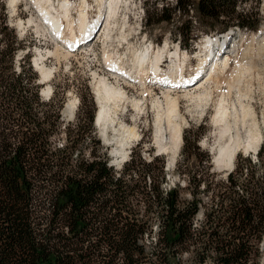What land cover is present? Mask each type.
<instances>
[{"label":"trees","instance_id":"16d2710c","mask_svg":"<svg viewBox=\"0 0 264 264\" xmlns=\"http://www.w3.org/2000/svg\"><path fill=\"white\" fill-rule=\"evenodd\" d=\"M246 1L197 0L195 12L212 26L206 31H254L259 0L240 10ZM191 8L189 0H176L174 11L185 15ZM194 37L186 34L181 47L189 48ZM30 44L10 27L0 0V264L258 263L264 243L263 144L254 158L238 153L221 181L208 155L195 145L188 152L184 133L186 199L178 184L162 187L163 159L134 154L116 170L107 153L96 150L90 115L87 132L67 125L58 143L62 106L41 101L28 54L16 60ZM83 138L96 149L85 154Z\"/></svg>","mask_w":264,"mask_h":264},{"label":"rangeland","instance_id":"374dc122","mask_svg":"<svg viewBox=\"0 0 264 264\" xmlns=\"http://www.w3.org/2000/svg\"><path fill=\"white\" fill-rule=\"evenodd\" d=\"M10 1L4 0L7 21L10 27L14 29L20 40L31 42L25 50L20 52L21 54L17 55L16 60L18 61L28 54L32 66L35 56L41 55L43 56L41 66L45 71L51 73L48 84L42 85L39 83L40 78H42L40 73L38 74L33 69L38 78L39 95L46 85L51 87V95L48 97L42 93L43 95H40L41 101L46 103L51 99L50 101L53 104L51 107L54 105L62 106L58 120V127L60 128V133L57 136L59 137L58 143H63L65 139L64 130L67 125H79L82 133L87 132V118L90 115L93 117V136L99 141V146L96 149L92 143L83 138L80 142L81 147L85 149V154H88L90 148H95L98 151L100 147L102 152L107 153L108 165L113 166L116 170L121 168L125 158L123 159L122 154H113L114 150L127 149L128 151L123 150L128 153L127 159H130L131 155L134 154H138L147 161L153 157L163 159L166 183L162 187L168 189L174 184H178L182 188L181 196L185 199L188 195L183 192V187L186 184L182 174L185 156L183 154L184 133L187 137L186 147L188 152L194 151L195 145L200 152L208 155L210 157L211 172L216 175L215 180L221 181L225 180L226 173L230 169H220L215 160L220 157V149L225 145L227 146L230 139L235 137V132L241 133V142L239 141V143L243 144L239 146V143L237 144V152L241 153L242 156L251 155L252 158L255 157L252 149L246 150L244 148L246 146L244 140L246 141L248 130L255 129L252 132L258 134L261 145H264V0H259L258 5L253 9L259 20V26L256 30L251 31L232 27L221 34L222 37H219L221 35L214 31H206L207 28L211 29L212 26L206 22L201 23L199 20L195 12L197 0H189L192 8L185 15L182 12L174 11L176 0H123V4L118 10L116 22L111 24L109 39L105 40L103 30L105 21H103L96 36L92 38V45L90 46V43L85 42V40L74 51H69L68 46L54 35V32L48 27L49 25L38 13L32 0H16L13 3L14 5L11 4V6ZM70 1L74 36L78 37L81 34L78 27H76L80 11L78 8L79 0ZM88 2L87 22L91 26L92 22L97 19L98 14L95 1L88 0ZM248 4H250L249 0L242 3L239 9L247 11ZM162 7L167 10L160 15L158 13H160ZM162 18H170V20L156 23V20ZM19 21L22 22V26L16 29L15 26ZM89 25L84 32L88 30ZM63 26H65V22H63ZM231 30L233 33L229 35L228 32ZM189 32H192L195 37L193 40L188 41L191 46L184 49L181 44L186 42V34H189ZM214 39L218 42H225V44L231 42V52H228V56L225 57L223 62L224 56L222 58L219 56L223 54H217L220 58L219 63H216L219 72L214 73L213 81L205 85V92H208L209 96H204L205 99L201 97L202 99L196 100L184 97L187 91L190 94H197L199 85L188 88H174L167 92L171 98L177 99L178 112L173 119V123L178 124L182 131V143L176 153L172 155L169 134H166L163 148H160L157 144L156 137L157 112L160 111V115H163L167 105L165 95L168 89L164 87L165 84L154 79L152 72L149 71L145 84L126 81L122 75L119 76L118 80L106 71L104 57L106 54H110L116 61L121 57L127 64L130 63L136 51L139 53V51L149 49L148 46L151 44L154 51L162 48L166 52L162 58L164 62L161 61L162 75L167 76L166 74L171 71V66L175 63L177 66L179 65L181 72L183 70V75L188 77L196 72V65L200 57L212 55V53L215 56L214 52L210 54L212 49L202 46L204 40L213 41ZM175 46L180 47L179 60L174 57L176 53ZM183 61H185V65ZM224 62L225 67L223 66ZM212 65L207 61L204 72H210L213 68ZM183 66L185 67L183 68ZM16 69H18L17 64ZM203 74L198 78V75L195 74L193 84L202 77L209 75ZM100 77L112 83L115 88L123 89L125 92V103L120 102L116 107V114L119 119L117 123L121 121L120 123L127 128H133L136 138H131L126 144L123 143L124 145L120 144L121 136L116 131L119 128L118 126L115 129H108L105 138L102 136L99 127L95 126L98 108L94 97V88ZM203 92L201 90V93ZM221 100L229 110V117H232L231 119L228 118V126H231L232 130L229 127V133L224 137H220L219 128L213 123L217 105ZM69 101L76 103V110L72 117L64 113L65 105ZM136 101H139V110L133 108L131 104ZM156 103L159 104L160 110L156 109ZM51 107L50 110H52ZM45 109L48 110L49 107L45 106ZM246 110L249 113L245 114ZM235 127H237L236 130ZM198 133H201L199 138L193 140V136ZM196 162L195 158H190V168H194ZM259 252L260 257L257 264H264V243H260Z\"/></svg>","mask_w":264,"mask_h":264},{"label":"bare ground","instance_id":"6f19581e","mask_svg":"<svg viewBox=\"0 0 264 264\" xmlns=\"http://www.w3.org/2000/svg\"><path fill=\"white\" fill-rule=\"evenodd\" d=\"M16 0L10 1V6L13 4ZM35 4V7L40 14V16L45 20V22L49 25L48 27L54 32V35L58 37L61 42H64L65 45L68 46L69 51H74L76 48L78 49L81 44L85 40H87L90 36L94 35L92 38H94L99 31L100 26L102 25L103 21H105V27H104V37L105 40L109 39L110 32H111V24L116 22V17L118 15V10L123 4V0H94L96 4L97 9V19L94 20L91 24V26L87 22V11L89 8V2L88 0H79L78 8H79V15L77 20L78 30L80 36L78 37L74 36V28L72 24V18H71V1L70 0H32ZM56 4V6H55ZM14 5V4H13ZM87 10V11H86ZM63 22H65V26H63ZM113 22V23H112ZM90 26L86 32H84L87 28V26ZM22 26V22L19 21L15 28H19ZM96 28V29H95ZM77 30V29H76ZM77 32V31H76ZM78 33V34H79ZM229 33V32H228ZM77 35V34H76ZM230 35V33H229ZM219 37H222L219 36ZM92 39L89 41L91 42ZM111 41V40H110ZM220 41V40H219ZM219 43V44H218ZM225 42H218V40L214 39L212 40H204L202 43L205 48L212 49L210 54L215 51V49L218 51L219 49L223 48ZM229 43V41H228ZM231 43V42H230ZM229 43V44H230ZM229 44L226 43L225 49L229 48ZM231 50V48H230ZM134 54L132 59L130 60V63H127L123 61V59L120 57L118 58V61L114 60L110 54H106L104 57V62L106 66V71L110 73L114 78L118 79L119 76H123L126 81H135L142 84H145L147 79L148 71L153 75L154 79H157L159 82L165 84L166 90V108L165 111H163V115H160V111L157 112V119H156V137H157V144L160 146V148H163V142L166 140V134H169V140H170V150H172V155L176 153V151L179 149L181 143H182V131L181 128L173 123V119L175 116H177V99H173L169 96L167 92L171 91L174 88H188L191 86H197L199 85L198 93L197 94H190L187 91V94L184 95V97H190L196 99H202L204 96H207L208 92H205V85H207L209 82L213 81V74L218 73L219 69L216 67V63H219V56L221 58L224 56H228V52H223V55L217 56L218 53H215V56L209 55L208 58L206 55H203L198 60L197 70L194 74L191 76L186 77L183 75V70L181 72V69H179V65L177 66L175 63L171 66V71L165 75H162L161 73V61L162 58L165 56L166 53L164 49L160 48L157 49V51H154L152 49L151 51L149 49L139 51V53ZM21 54V53H20ZM209 54V53H208ZM217 56V58H216ZM223 58L222 62L225 60V57ZM39 57V58H38ZM35 56L33 59L35 71L40 75L42 78H40V84L45 85L48 84L49 78L51 76V73L45 71L43 67L41 66V58L43 56ZM175 58H178L179 55L177 53L174 54ZM199 57V56H198ZM207 58V59H206ZM216 58V59H213ZM212 60V61H211ZM41 61V62H40ZM207 61L210 62V64H213L211 67V71L204 72V69L206 68ZM183 64L185 65V61H183ZM225 62L223 63V66L225 67ZM128 66V67H127ZM129 71H128V69ZM178 67V68H177ZM185 66H183L184 68ZM126 68V69H125ZM170 68V67H169ZM208 70V68H207ZM209 74L208 76L202 77L198 82L196 81L193 84V80L195 77V74L197 78L202 74ZM179 74V75H178ZM203 74V75H204ZM110 75V76H111ZM178 75V76H176ZM119 80V79H118ZM169 80V81H168ZM193 84V85H192ZM201 90L203 93H201ZM49 92L52 93L51 87L49 85H46L44 89H42V92L44 95L46 94L48 96ZM200 93V94H199ZM125 92L123 89H117L115 88L112 83H109L104 78H99L96 82L95 88H94V97L96 99V105H97V113L95 117V126L99 127L102 136L106 137V131L108 129H115L117 126L119 127L118 131L121 136L120 144L124 145L123 143H127L128 140L131 138H136V134L134 133V129L127 128L126 126L122 125L117 117V104L120 102H124L125 98ZM183 96V95H182ZM209 96V95H208ZM127 99V98H126ZM205 99V98H204ZM208 102V98L206 99ZM200 101V100H199ZM125 103V102H124ZM113 107H111L112 105ZM133 108L136 110L140 109L139 101L132 102L131 103ZM156 109H159V104L156 103ZM76 110V103L73 101H69L65 105L64 113L68 115L69 117H72L74 114V111ZM160 110V109H159ZM162 110V109H161ZM162 112V111H161ZM243 113V112H242ZM245 114L249 113L247 110L244 112ZM243 113V114H244ZM162 114V113H161ZM230 113L227 109V106L223 104L222 100L219 101L216 109L215 116L213 118V123L216 125V127L219 128V134L220 137H224L229 133V127L228 126V118ZM232 116V115H231ZM247 116V115H246ZM232 118V117H231ZM230 118V119H231ZM244 118V117H243ZM177 119V118H176ZM229 119V120H230ZM245 120V119H243ZM236 121V120H235ZM175 122V121H174ZM245 122V121H244ZM236 123V122H235ZM243 123V122H242ZM237 124V123H236ZM234 128V127H233ZM237 127H235L236 130ZM232 130V128H231ZM255 130V129H254ZM252 130V131H254ZM240 131V130H239ZM238 131V132H239ZM252 131L248 130L246 141L244 140L246 146L244 148L252 149L254 153L256 150L260 147V138L258 134L253 133ZM256 132V131H255ZM167 134V135H168ZM241 133L235 132V137L231 138L229 144L224 146L220 149V157L216 158L215 163L220 169H231L234 165L235 157L237 155V144L239 143ZM242 138V137H241ZM168 140V141H169ZM243 142V141H242ZM243 143H239L238 146ZM243 146V145H242ZM126 147V146H125ZM121 149V148H120ZM127 150V149H123ZM121 150H114L113 154L120 155L124 158L128 155L127 152H124ZM128 151V150H127ZM123 152V153H122ZM122 159V160H123Z\"/></svg>","mask_w":264,"mask_h":264},{"label":"water","instance_id":"95a60500","mask_svg":"<svg viewBox=\"0 0 264 264\" xmlns=\"http://www.w3.org/2000/svg\"><path fill=\"white\" fill-rule=\"evenodd\" d=\"M33 66H34V64H33ZM34 69H35V67H34ZM40 95H43V94L41 93ZM259 148L256 150V152L254 153V155L257 153V151L259 150ZM233 168H234V166L229 171H227L226 176L233 170Z\"/></svg>","mask_w":264,"mask_h":264}]
</instances>
